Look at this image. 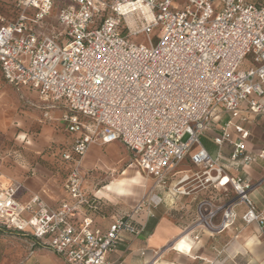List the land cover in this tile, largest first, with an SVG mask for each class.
<instances>
[{
    "label": "built area",
    "instance_id": "1",
    "mask_svg": "<svg viewBox=\"0 0 264 264\" xmlns=\"http://www.w3.org/2000/svg\"><path fill=\"white\" fill-rule=\"evenodd\" d=\"M56 5L61 31L43 21ZM14 6L13 20L0 13L2 77L62 103L61 120L78 135L60 154L69 165L63 188L71 201L52 207L32 194L21 202L20 184H10L0 191V228L29 235L67 264H111L105 254L120 234L143 230L132 216L159 203L143 195L108 228L93 224L88 213L103 197L84 190L82 158L93 143L120 141L133 153L129 166L157 185H165L188 157L199 171L183 174L171 185L173 193L188 194L193 181L213 189L229 184L235 196L221 207L202 201L195 224L221 231L234 223L233 207L244 204L242 220L264 230V212L250 196L252 182L227 173L228 166L264 162V148L247 150L249 131L230 120L211 138L217 146L229 145L228 163L200 140L218 110L232 114L244 103L254 113L264 111V2L15 0ZM219 209L222 219L213 226Z\"/></svg>",
    "mask_w": 264,
    "mask_h": 264
},
{
    "label": "crops",
    "instance_id": "2",
    "mask_svg": "<svg viewBox=\"0 0 264 264\" xmlns=\"http://www.w3.org/2000/svg\"><path fill=\"white\" fill-rule=\"evenodd\" d=\"M14 2L15 0H0V13L8 21L13 20L15 16ZM53 12L54 10L47 17H54ZM21 89L25 92L31 91L40 98L39 94L28 86H21ZM4 93L5 83L0 79V150L3 152L0 159V191L10 184L18 183V201L24 202L32 194H38L52 207H57L61 202H70L63 188L69 165L61 159L60 154L71 145L78 134L68 132L61 120L64 105L52 104L40 98L48 103V108H45L48 110L39 111L30 106L17 109L19 106L10 104ZM261 101L264 104V96ZM16 102L19 103L18 100ZM43 112L47 113L44 118ZM217 113L208 130L201 135V138H205L206 142L209 141L214 146L201 142L210 154L215 156L220 153L223 162H229V145L224 143L217 146L211 139L218 133V125L228 120L241 123L249 131L245 141L247 150L257 153L264 148V111L254 113L243 103L240 109L232 114L220 110ZM122 147L130 151L120 141L105 144L96 142L89 146L82 158V172L85 178L89 171L92 174H107L102 187L96 189L103 199L94 211L88 213L93 224L102 229L108 228L116 217L128 214L129 206L143 196L139 198L140 193L133 192L137 188L135 186L130 187L128 194L100 193L103 186L121 177L125 171L129 172L128 175L133 174L129 170L133 159L128 160V157L118 153ZM191 166L194 165L186 157L170 171L165 185L155 186L149 196L152 195L159 203L154 207L145 206L132 216L136 224L143 225V230L138 234L123 231L116 247L105 254L107 262L244 264L246 259L251 264H264V230L261 231L255 222L247 224L242 220V214L246 210L244 204H236L233 207L234 223L221 231L194 223L202 201H208L211 207H221L235 195L227 183L220 189H213L209 184L201 185L196 181L189 183L188 194L173 193L171 185L183 174L191 173ZM116 172L119 173L117 176L114 175ZM134 173L139 171L135 170ZM227 173L231 176L246 177L252 182L250 196L256 207L264 212V162L257 159L237 169L228 166ZM91 178L89 181L93 183L94 176ZM139 179L140 185L144 186L142 177ZM88 187L85 181L84 190L90 194L95 192L91 186ZM78 215L79 212L76 213V216ZM221 219L222 210L219 209L211 220L212 225H218ZM12 232L22 236L25 241L22 242L20 253L13 264H67L61 256L45 245L35 243L29 235Z\"/></svg>",
    "mask_w": 264,
    "mask_h": 264
},
{
    "label": "rangeland",
    "instance_id": "3",
    "mask_svg": "<svg viewBox=\"0 0 264 264\" xmlns=\"http://www.w3.org/2000/svg\"><path fill=\"white\" fill-rule=\"evenodd\" d=\"M66 0H59V3H63ZM248 1H252L255 3H263L264 0H248ZM56 11H57V7L54 9V12L52 15H56ZM55 17V16H54ZM47 17L45 18L43 21L45 22H49L52 21L51 23L53 24L54 27H56L59 31L63 30V25H61L56 17ZM52 19V20H51ZM160 32V28H154L152 33L150 34V37L153 39V41H156V39L159 36ZM142 36H137L134 38V40L137 41H142ZM244 65H246L244 63ZM0 79L3 80V82L5 83V93L4 96L7 97L8 101H10V104H13L14 107L19 106L17 109L19 108H24V107H33L36 108L39 111H45L48 109V103L44 102L43 100H41L37 94L31 92V91H27L25 92L23 89H21V87L17 88L11 84H9L1 75L0 73ZM7 93V94H6ZM16 100L19 101V103L16 102ZM14 101V102H13ZM7 100H5V104H6ZM43 118L45 117L44 112H43ZM50 120H47V122ZM201 142H203L205 145L209 146L212 145L210 144V142H206L205 138H200ZM213 146V145H212ZM214 147V146H213ZM118 153H120V155L126 156L129 159H133V153L126 150L125 148H120L118 150ZM188 167V166H186ZM191 173L195 172V171H199L198 167H194L191 166ZM92 170V169H90ZM130 172L134 173L136 168L131 166L130 167ZM119 173L116 172L114 175H118ZM92 175L94 176L93 178V183H90L91 181H89V179L92 177ZM107 176V174L103 175H98V174H92L91 171L88 172L85 181H86V185L87 186H91V188L93 190L96 191V189H99L102 187V185L104 184L105 181V177ZM112 177V175H110ZM143 178V182H144V186L142 187H137L135 189V193H140L139 198L142 195H147L149 196L150 193L152 192V190L155 188V186H157V183L155 182V179L152 178L150 179L149 177H147L145 174H142ZM92 179V178H91ZM90 179V180H91ZM148 180V182H147ZM147 182V183H146ZM88 187V188H89ZM135 203V201L133 202V204ZM132 204V205H133ZM131 205V206H132ZM131 206H129V208H131ZM31 239V237H29ZM22 242L24 241V238L22 236L17 235L16 233L12 232L11 230H7V229H3L0 228V264H13V261L15 260V258H17V256L19 255V250L21 248V244H23ZM244 264H251V262L247 261L246 259L244 260Z\"/></svg>",
    "mask_w": 264,
    "mask_h": 264
},
{
    "label": "bare ground",
    "instance_id": "4",
    "mask_svg": "<svg viewBox=\"0 0 264 264\" xmlns=\"http://www.w3.org/2000/svg\"><path fill=\"white\" fill-rule=\"evenodd\" d=\"M137 171V170H136ZM128 171H125L124 174L121 175V177L115 179L112 183L107 184L103 186V188L100 190V193L109 194V193H116V194H125L129 192L130 187H141L140 185V177L142 179L144 178L142 174L139 173H133L128 175ZM99 193V192H98ZM99 193V194H100ZM186 236V235H185Z\"/></svg>",
    "mask_w": 264,
    "mask_h": 264
}]
</instances>
